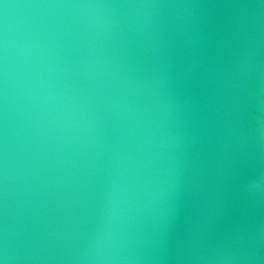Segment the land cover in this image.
Instances as JSON below:
<instances>
[{
    "label": "water",
    "instance_id": "1",
    "mask_svg": "<svg viewBox=\"0 0 264 264\" xmlns=\"http://www.w3.org/2000/svg\"><path fill=\"white\" fill-rule=\"evenodd\" d=\"M0 264H264V0H0Z\"/></svg>",
    "mask_w": 264,
    "mask_h": 264
}]
</instances>
